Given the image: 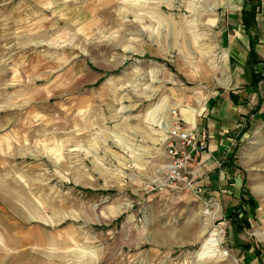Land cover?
<instances>
[{
    "label": "rangeland",
    "instance_id": "1",
    "mask_svg": "<svg viewBox=\"0 0 264 264\" xmlns=\"http://www.w3.org/2000/svg\"><path fill=\"white\" fill-rule=\"evenodd\" d=\"M221 2L0 0V264L264 262L263 145L240 231L167 176V129L221 61Z\"/></svg>",
    "mask_w": 264,
    "mask_h": 264
},
{
    "label": "crops",
    "instance_id": "2",
    "mask_svg": "<svg viewBox=\"0 0 264 264\" xmlns=\"http://www.w3.org/2000/svg\"><path fill=\"white\" fill-rule=\"evenodd\" d=\"M252 1L258 3V11L256 31L251 35L257 36L255 50L263 60L264 74V0ZM243 3L244 0H222L214 30L221 61L214 64L213 55H209L206 77L186 92L189 103L177 111L189 129L201 124L208 128L207 146L200 159L191 165V185L198 195L220 203L225 211L239 202L243 178L240 169L249 167V154L254 160L259 156L254 148L256 143L264 146V78L255 87H249L252 76L246 64L249 34L242 24ZM230 91H244L245 102L232 101ZM248 179L247 175L244 186L249 189ZM248 256L251 258L247 262ZM243 261V264H261L254 252L245 251Z\"/></svg>",
    "mask_w": 264,
    "mask_h": 264
},
{
    "label": "built area",
    "instance_id": "3",
    "mask_svg": "<svg viewBox=\"0 0 264 264\" xmlns=\"http://www.w3.org/2000/svg\"><path fill=\"white\" fill-rule=\"evenodd\" d=\"M175 114V111L173 112ZM209 137L208 128L198 125L189 129L184 126L179 117H174L170 127L167 129V176L170 182L187 181L193 174L191 165L200 159L201 152L207 146Z\"/></svg>",
    "mask_w": 264,
    "mask_h": 264
},
{
    "label": "trees",
    "instance_id": "4",
    "mask_svg": "<svg viewBox=\"0 0 264 264\" xmlns=\"http://www.w3.org/2000/svg\"><path fill=\"white\" fill-rule=\"evenodd\" d=\"M258 11V3L252 0H244L243 7L241 10L242 24L245 28V31L249 34V52L246 59V64L251 70V81L249 82V87H255L260 80L264 78L261 67L263 66V60L258 56L255 50V44L257 43V36L254 34L251 35L252 31H256V14ZM230 98L234 102L244 103L246 100V93L244 91L234 93L230 91ZM256 108H253L252 111H256ZM235 153L233 150L232 154ZM239 202L227 212L226 216L229 220L231 226L236 230L240 231L245 228L250 227V222L248 219V212L245 210L243 216L238 218L236 215V210L238 208L247 205L250 212H254L257 207L256 200L252 196L251 192L247 187L244 186V178L241 181V192L239 195ZM257 257H259V252H254ZM260 259V257H259ZM261 264H264L262 260Z\"/></svg>",
    "mask_w": 264,
    "mask_h": 264
}]
</instances>
